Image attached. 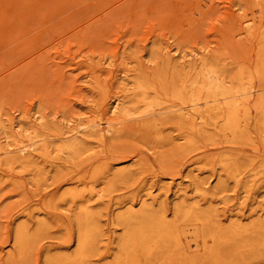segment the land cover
Returning a JSON list of instances; mask_svg holds the SVG:
<instances>
[{"label": "rangeland", "instance_id": "rangeland-1", "mask_svg": "<svg viewBox=\"0 0 264 264\" xmlns=\"http://www.w3.org/2000/svg\"><path fill=\"white\" fill-rule=\"evenodd\" d=\"M247 23L256 27L254 36ZM262 32L264 0H0V264H49L74 256L82 205L100 228L89 264L113 263L126 233L121 219L144 206L168 221L189 216L183 241L198 260L205 248L193 235L195 219L202 235L210 227L228 235L264 226L259 113L252 108L240 123L245 133L239 139L212 121L188 144L190 129H182L176 116L197 113L172 87L176 71L197 72L204 61L226 66V81L240 66L253 70L264 48ZM261 82L260 75L245 80L251 106L263 93ZM155 101L168 113L157 105L147 108ZM148 113L163 124L148 137L130 133L150 120L143 118ZM93 123L122 133L106 134L101 144L81 132ZM54 130L64 140L46 142L49 158L36 152L34 167L7 163L6 152L29 146L37 131ZM76 139L89 144L79 158L56 150ZM72 191H85V197L73 202ZM40 222L46 231L20 254L17 227L29 224L33 234ZM259 238L228 249L250 259L256 250L251 242ZM256 255L248 264H264V250ZM206 264H213L211 258Z\"/></svg>", "mask_w": 264, "mask_h": 264}, {"label": "bare ground", "instance_id": "bare-ground-1", "mask_svg": "<svg viewBox=\"0 0 264 264\" xmlns=\"http://www.w3.org/2000/svg\"><path fill=\"white\" fill-rule=\"evenodd\" d=\"M256 18L257 16L255 19ZM246 31L251 36H254L256 34V27H254L252 23H247ZM163 59L162 56V60ZM251 68L250 66H240L238 74L233 77L231 81H226L225 74L228 71L226 66H219L218 64L209 65L206 61L203 62L202 67L197 72L192 73L181 70L175 72L180 81L178 84V80L175 79L174 83H172L174 91L178 94L177 98L182 101L184 105H188L189 108L197 113L196 116L192 115L190 112L181 113L180 116H176L178 124L182 129H190L188 133L185 131L187 133L186 141L188 144H193L195 142V135L205 134L212 121L214 125H219L224 131L230 132L233 139L241 138L245 132L240 126V123L243 120L247 121L252 108L259 113L257 124L261 133H264V89L261 90L263 93L251 106L250 93L244 85L246 79L252 80L256 75H260V79H263L264 48L259 49L255 67L253 70ZM261 73L263 75H261ZM263 83L264 82H261V84ZM138 89L143 95L147 94V88L144 84L141 83ZM115 102L118 103L119 100L117 99ZM155 105L160 108L161 112L168 113L165 111H167L169 107L162 106L157 101L148 103L147 108L150 109ZM113 108H116V106H113ZM202 108H205L206 111H203ZM149 109H147L146 112H149ZM152 117H154L153 114L149 113L143 116L144 119L150 120L144 121L139 128L132 129L130 133H134L141 137L152 135L154 130L158 129V127L163 124V120H155L152 119ZM54 132L55 133L49 132L46 134H39L37 131L35 140L32 139V143L29 146L25 145L26 147H17L16 150L5 151L7 163L12 165L17 163L28 167H34L36 164V152L40 153L42 158L46 160L51 156L50 145H46V142L64 140L59 136L60 133L57 130H54ZM81 132L89 138L96 139L101 144H104L106 134L110 136L122 133L121 130H116L112 127H108L106 131H103L101 125L97 123L82 127ZM88 145L85 139H76L71 142L63 143L60 147H56V150L62 155L76 159L88 151ZM188 149L190 148L188 147ZM191 149L193 150V148ZM11 154L12 156H9ZM124 155L127 157V153ZM113 157H116V155L112 156V158ZM37 169L40 170L39 168ZM90 179L92 182H96L98 180V172H95ZM36 182L39 183L38 181ZM111 186L112 184H110V187ZM84 193L85 191H72L69 193V197L73 202L79 201L85 197ZM47 194H49V192ZM101 196L102 194H100V197ZM79 209L80 211L77 217V250L74 256L50 261L49 264H89L93 248L95 247V243H97V236L100 228L97 224L95 214L86 205H82ZM188 218L189 216H182L175 221H168L167 215L152 212L145 206L138 212L131 211L127 217L121 219L126 233L120 243L119 252L112 264H206L208 258H211L213 264H248L258 259L259 256L256 255L257 252L264 250V232L257 233L255 231L256 226L251 229L235 228L234 231L228 235L224 232L217 231L215 227H210L206 235H202L198 229L199 219H195L196 224H193L192 229L193 235L195 240L202 238L205 248L203 259L198 260L196 257L191 256L192 247L188 246L183 241L184 238H187L185 236H187L186 233L189 230L181 227L185 222L189 221ZM46 229V222H40L36 230L31 234V227L29 224H20L17 227L15 237V245L19 253L23 254L31 243L40 236V234L44 233ZM256 229L264 230V226L257 227ZM249 237H260L259 239H253L251 242L253 244L252 246L256 247V250L252 249L253 257L250 259L246 258L244 252L239 249L231 251L228 249L231 244ZM209 243H211V246H206V244ZM248 245L250 246V244ZM197 247H199V243H197Z\"/></svg>", "mask_w": 264, "mask_h": 264}]
</instances>
